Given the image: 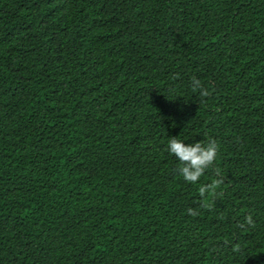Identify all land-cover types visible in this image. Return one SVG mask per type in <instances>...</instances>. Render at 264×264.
<instances>
[{"label": "trees", "instance_id": "obj_1", "mask_svg": "<svg viewBox=\"0 0 264 264\" xmlns=\"http://www.w3.org/2000/svg\"><path fill=\"white\" fill-rule=\"evenodd\" d=\"M0 264H264V0H0Z\"/></svg>", "mask_w": 264, "mask_h": 264}, {"label": "clouds", "instance_id": "obj_2", "mask_svg": "<svg viewBox=\"0 0 264 264\" xmlns=\"http://www.w3.org/2000/svg\"><path fill=\"white\" fill-rule=\"evenodd\" d=\"M190 86L192 92L198 94L202 100L211 94V90L205 87L195 76L191 78ZM166 150L176 157L179 175L186 182L196 184L205 172L215 165L220 145L214 138L195 143H186L176 136H172L167 142ZM215 171L219 178L214 179L209 184L201 185L199 188V193L204 198L203 207H211L208 197L219 195L217 189L224 182L223 176L220 175V169L216 168ZM188 212L192 215L196 214L192 209H188Z\"/></svg>", "mask_w": 264, "mask_h": 264}]
</instances>
